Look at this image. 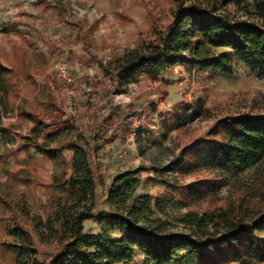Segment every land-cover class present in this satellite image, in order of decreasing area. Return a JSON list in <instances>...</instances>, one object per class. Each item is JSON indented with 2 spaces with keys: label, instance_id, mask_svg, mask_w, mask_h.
<instances>
[{
  "label": "rangeland",
  "instance_id": "374dc122",
  "mask_svg": "<svg viewBox=\"0 0 264 264\" xmlns=\"http://www.w3.org/2000/svg\"><path fill=\"white\" fill-rule=\"evenodd\" d=\"M60 5L77 26L63 19ZM161 5L166 6V0H0V63L8 69L1 71L0 110L3 123L20 135L13 145L14 158L17 163L16 154L28 160L22 137L31 135L33 122L24 111L51 123L40 141L56 146L81 131L90 138L112 95L116 114L105 122L108 134L99 151L100 209L107 207L116 174L145 167L135 193H149L153 205L159 203L157 214L168 222L166 232H188L181 218L189 211L234 209L252 221L264 214V156L244 169L229 170L213 145L220 141V123L264 115V77L234 60L233 75L183 62L158 78L125 82L115 93L112 76L101 78L104 69L97 58L109 61L114 53L136 46L140 37L155 39L149 36V11ZM60 63L70 65L71 84L58 77ZM29 152L39 164L33 181L0 183V224L2 218L8 226L21 223L44 261L58 245L41 242L32 219L50 213L48 183L54 162L33 148ZM72 156L73 151H64L58 167ZM8 167L0 165L1 181ZM95 223L87 222L86 230H94ZM3 234L0 226L5 238ZM261 235L264 240V232ZM243 244L241 239L234 251H243ZM221 248L223 256L231 254ZM246 261L243 264H264V259ZM132 264L147 263L138 253Z\"/></svg>",
  "mask_w": 264,
  "mask_h": 264
},
{
  "label": "trees",
  "instance_id": "16d2710c",
  "mask_svg": "<svg viewBox=\"0 0 264 264\" xmlns=\"http://www.w3.org/2000/svg\"><path fill=\"white\" fill-rule=\"evenodd\" d=\"M167 5L149 11L151 34L123 53L104 61L97 58L104 72L111 75L113 93L125 82L138 83L143 76L158 78L178 64L219 70L225 75L235 72L234 60L264 77V0H166ZM63 19L72 25L60 5ZM8 70L0 63L1 71ZM3 86L0 83V88ZM109 107L101 115L100 127L92 129L88 138L82 131L75 138L51 146L40 136L51 126L39 115L24 111L33 122L31 135L22 138L28 152V164L9 172L8 180L31 183L37 168L36 157L29 152L49 157L54 162L52 190L46 218L34 217L33 227L40 241H56L57 251L40 260L31 233L21 223L8 226L1 219L5 238L0 236V261L9 264H131L138 253L147 264H223L246 263L264 259V214L248 221L245 212L234 209L189 211L181 222L188 232H166L167 221L158 216L159 203L153 205L149 193L136 194L141 181L138 167L116 174L106 196V208L100 209L101 185L99 151L108 134L105 122L116 114L112 95ZM71 123V121H70ZM73 124V123H72ZM220 141L213 150L222 165L229 170H241L257 163L264 156V115L241 116L220 123ZM69 128V127H68ZM74 128V127H72ZM5 143L17 141V133L0 127ZM66 150L73 151L70 161L58 160ZM12 152L6 147L0 153L2 161ZM86 220H96L99 232L85 228ZM244 240L243 251L234 246ZM222 246L230 250L223 256Z\"/></svg>",
  "mask_w": 264,
  "mask_h": 264
},
{
  "label": "crops",
  "instance_id": "0c3cea01",
  "mask_svg": "<svg viewBox=\"0 0 264 264\" xmlns=\"http://www.w3.org/2000/svg\"><path fill=\"white\" fill-rule=\"evenodd\" d=\"M2 120H3L2 119V111L0 110V127H5L6 125L3 123ZM16 142H14V143L12 142V143H7L6 144L5 141H4L3 134L0 132V153H3L5 151V149H6V147H8L10 149V151L12 152V155L7 160L2 161L0 159V165L1 166H5V165H7V167L9 166L8 169H7V171H6V179H5V181H1L0 180V183H5L8 180V177H9L8 174H9V172H16V171L24 168L28 164V162H29V158H28V160H26L25 158L19 157L18 154H16V155L19 158V163L16 162V159L14 158L15 157V148L13 147V145ZM11 158H14V161L13 162H11ZM36 160H37V158H36ZM13 164H14V166H16V168L13 167ZM37 168H39L38 162H37ZM51 175H52V172H51ZM51 183H52V178H51V180H50V182L48 184L50 185ZM91 221H93V220H86L85 221V225L87 224V222H91ZM99 231H100V228H99L98 223L96 221L94 230H92L90 232H99Z\"/></svg>",
  "mask_w": 264,
  "mask_h": 264
},
{
  "label": "built area",
  "instance_id": "2783aa9c",
  "mask_svg": "<svg viewBox=\"0 0 264 264\" xmlns=\"http://www.w3.org/2000/svg\"><path fill=\"white\" fill-rule=\"evenodd\" d=\"M57 75L59 78L63 79L66 83L71 84L74 81L73 73L71 72V67L67 63H60L56 65Z\"/></svg>",
  "mask_w": 264,
  "mask_h": 264
}]
</instances>
